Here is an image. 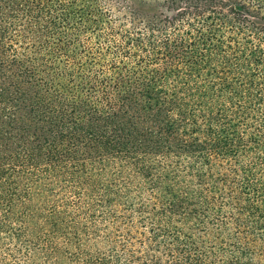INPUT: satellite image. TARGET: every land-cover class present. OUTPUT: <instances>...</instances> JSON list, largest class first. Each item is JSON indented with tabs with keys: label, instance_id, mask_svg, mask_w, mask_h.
I'll return each mask as SVG.
<instances>
[{
	"label": "trees",
	"instance_id": "obj_1",
	"mask_svg": "<svg viewBox=\"0 0 264 264\" xmlns=\"http://www.w3.org/2000/svg\"><path fill=\"white\" fill-rule=\"evenodd\" d=\"M115 3L128 12L130 28H104L100 38L112 42L103 61L97 55L103 46L78 45L79 34L66 28L70 17L47 22L45 0H0V203L31 205L45 199L52 180H83L89 169L106 174L120 168L151 179L171 198V219L190 204L170 184V177L179 178L167 163L181 159L190 161L186 177L203 195L207 174L199 166L209 163L201 162V154L229 145L214 130L224 122L217 97L223 102L232 90L218 74L212 76L221 81L218 93L198 82L223 45L224 36L212 24L218 19L233 32L247 30L264 39V0ZM87 9V22H101ZM248 54L245 67L264 64ZM244 81L236 90L243 95L242 108L260 112L264 88L257 87L253 99L254 80ZM189 212L194 217L191 207ZM53 223L58 229V221ZM239 248L221 264H255ZM158 250L137 264H202L181 244Z\"/></svg>",
	"mask_w": 264,
	"mask_h": 264
},
{
	"label": "rangeland",
	"instance_id": "obj_2",
	"mask_svg": "<svg viewBox=\"0 0 264 264\" xmlns=\"http://www.w3.org/2000/svg\"><path fill=\"white\" fill-rule=\"evenodd\" d=\"M45 2V21L60 23L70 17L72 23L66 28L79 34L78 45L103 46L97 54L103 61L109 60L103 55L112 42L100 38L104 28L110 23L123 31L130 28L124 17L128 12H120L115 0ZM89 7L92 17L101 22L86 21L84 11ZM212 28L224 36L223 45L212 63L204 65L198 82L218 93L221 81L212 77L218 74L232 90L223 102L217 97L224 122L214 130L218 138H229V145L226 150L201 154V162L209 163L199 166L207 174L203 195L197 194L198 186L186 177L188 159L167 163L179 178L170 177V184H176L178 197L190 203L171 219L166 213L171 198L158 191L151 179L142 180L120 168L106 174L89 169L83 180H52L44 200L35 198L31 205L1 201L0 264H137L155 257L158 246L173 243L186 246L191 258L202 264H221L234 257L239 247L255 264H264V104L260 112L246 113L243 95L236 91L238 84L250 79L256 89L253 99L257 87L264 88V64L257 69L244 63L248 51L264 63V39L247 30L233 32L218 19ZM190 207L196 212L192 218ZM53 221H58V229L52 227Z\"/></svg>",
	"mask_w": 264,
	"mask_h": 264
}]
</instances>
